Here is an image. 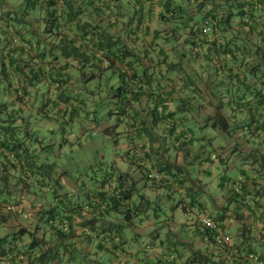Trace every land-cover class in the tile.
I'll return each instance as SVG.
<instances>
[{"label":"crops","instance_id":"crops-1","mask_svg":"<svg viewBox=\"0 0 264 264\" xmlns=\"http://www.w3.org/2000/svg\"><path fill=\"white\" fill-rule=\"evenodd\" d=\"M15 2L4 3L14 10ZM241 2L232 0V16L222 18L216 0H185L186 8L177 11H173L175 3L168 9L166 0H120L119 23L112 27L107 19V33L120 37L132 58L110 70L107 59L98 63L110 82L117 78L115 85L108 86L125 98L117 93L109 96L121 100V105L105 122L96 124V119L85 116L88 130L104 134L112 169L137 191L124 196L122 211L128 212L124 222L111 212L107 200L113 194L95 202L94 180L85 175L73 180L68 170L74 161L92 167L86 146L80 144L78 161L74 150L68 149L85 111L80 106L82 65L74 58L62 63L41 58L38 86L50 88L56 105L45 122L53 120L57 127L47 131L41 147L50 143L56 152L47 163L55 160L62 165L57 166L60 171L48 168L44 180H51L40 186L28 169L33 145L24 127L31 119L14 111L5 113V120L0 118V239L6 233L23 234L21 244L10 251L9 264H34L15 257V251L33 254L41 246L52 249L44 259L53 255L60 259L57 264L79 260L80 249L87 250L86 264L88 260L94 264L91 248L110 253L113 263L120 256V264H139L133 246L122 233V239L117 235L127 224L135 229V237L147 227H156L160 244L153 246L158 247L153 258L164 264H264V3L255 16H236ZM211 10H216L217 22L222 21L227 32L214 26L210 33L202 32ZM90 16L96 19L95 14ZM3 26L0 39L6 42ZM1 71L0 61V98L19 102L26 110L31 92L21 97L14 90H24L27 77L9 82ZM60 93L67 99L59 102ZM56 133L60 137L54 139ZM143 171L160 173L162 182L145 184ZM17 184L24 187L15 190ZM10 199L20 202L16 209ZM50 211L54 220L49 219ZM201 214L219 223L220 237L200 225ZM114 226L120 229L115 232ZM157 226H169V245ZM180 232L184 237L176 236Z\"/></svg>","mask_w":264,"mask_h":264},{"label":"trees","instance_id":"trees-1","mask_svg":"<svg viewBox=\"0 0 264 264\" xmlns=\"http://www.w3.org/2000/svg\"><path fill=\"white\" fill-rule=\"evenodd\" d=\"M5 1L6 0H0V24L2 23V25H4L3 28L5 32L8 33L6 42L3 40L1 41L0 39V61L2 62L1 75L6 81L9 82H12L18 78L22 79V77H27L25 78L27 80L24 83L25 89L14 90V93H21V97L25 94L28 95L29 91L31 92V97L33 96V90H35L38 86L42 76V69L40 67V60H42V57L47 59L49 63H62V61H68L69 58H74V60L79 61L82 65L80 69L91 65V63L95 68L99 67L98 62L107 59L109 64L107 70H110L116 63L125 62L126 59L132 58L129 54V56H127V53H125L126 46L123 44L120 37L107 33V19L112 22V27L119 23V17H121L122 14L120 6L117 3L120 2V0H19V3L15 2V7H19L21 3L24 4L26 7L25 11H21V9L18 11L15 7L14 10H9L6 6V3H4ZM166 1L167 7L170 10L172 3H175L176 5V8H173V11H177L179 8H182V6L183 9L186 8L184 5L185 0ZM231 1L232 0H216L218 6L222 7L220 9L223 10V13L220 14L222 18L232 16L233 12L231 8ZM263 3L264 0H242L240 3L241 7H239L240 10H238L236 16H242L243 14L247 16H255L257 15V7L259 5L262 6ZM111 8L112 11L110 12L109 9ZM215 11L216 10H211L210 17H207L206 20L203 21L202 32H204L206 27L210 26L212 30L214 27H221V29L223 28L224 32H227L225 29L226 26L223 27L222 25V21H219V23L217 22L218 16ZM91 14H95L96 16L94 21L90 16ZM6 20H8V22ZM39 22L45 23L43 31H39V28L36 26ZM47 39L50 40L51 44L53 41V44L51 45ZM2 44L3 46L5 44V46L3 47ZM47 49H49L50 55L46 54ZM57 50L60 52V54H53ZM93 51L95 54H102L101 58H99L98 55L95 56ZM3 52H6V54ZM25 52H28L29 56H24L22 58ZM22 59H25L28 62ZM47 91H49L50 96V88H47ZM58 92H60V90H58ZM113 92L114 95L117 93L120 99L124 101L125 96L121 97V94L118 91ZM46 97L47 96L42 97L44 98V101L42 102L44 105V109L42 110L43 114L46 110ZM58 97L59 102L62 101L63 98L67 99L66 95L63 96L61 93L58 95ZM80 101L81 109L87 111H84L83 113L89 116L90 111L86 107L87 104L84 100L80 99ZM119 101H115L113 105L114 111H116L119 105H121ZM84 104H86V106H84ZM113 109H110L107 115L112 114ZM47 115L48 114H45L44 116ZM217 125V123L213 124L214 127ZM37 142L42 143L41 140H38ZM49 145L50 143H48L46 147H41L43 155L40 157L41 159L38 157L39 161L42 160L46 162L44 167H41L38 164L37 166H34L33 162L31 161L32 159H29L30 163L28 169L30 170L31 176L37 179L36 182H38L40 186L44 185V181L47 182V180H44L48 176L47 169H52L51 164L47 163V159L52 157V155L49 154L52 146ZM107 148L109 149L108 146ZM32 151L37 152L38 148L35 149L34 147L32 148ZM104 167H99L100 173H105L104 177H102V174L96 170L93 174L94 176L92 180H94V183L92 184V187L94 190V201L103 202L105 199H107V195L111 196V194H113V197H110L107 200L111 201L112 203L111 212L114 216H127L128 212L126 211L125 213L122 211V204L124 203L125 199L124 196L128 193L130 195L137 193V191H135V188L133 187L134 185H126V182L123 181L124 178H122V173H120L118 170L115 172L112 169V165L108 169H104ZM153 173V171L144 173L145 184L151 183L152 185H158L162 182V179L160 182H158V179L154 177ZM20 176L21 174L19 177ZM22 182L23 179H21L20 183ZM20 186L21 188L24 187H22V184H17L15 186V190H17ZM18 192H23V189L15 191L14 193ZM7 198H5V200ZM16 200V204H13L11 199L10 201L7 200L9 201L8 203L14 207V209H16L15 207H17L20 203L18 199ZM135 202L136 200L134 203ZM48 216L49 219L54 220L52 211H50ZM208 217L211 218L210 216ZM214 221L219 225L216 220ZM113 228L115 231L118 229L116 226ZM21 236H23V234H18V236L15 237L11 233H6V235L0 239V262L6 264L12 262L13 258L10 256V251H13L11 249L14 248L13 246L15 244H21ZM42 247L43 246H41V248H39V250L36 252L34 251L33 254L23 250L15 251V257L27 260L30 263L43 264L45 261L44 258L47 257L48 252L52 249L49 248L48 250L44 251Z\"/></svg>","mask_w":264,"mask_h":264},{"label":"rangeland","instance_id":"rangeland-1","mask_svg":"<svg viewBox=\"0 0 264 264\" xmlns=\"http://www.w3.org/2000/svg\"><path fill=\"white\" fill-rule=\"evenodd\" d=\"M15 1L19 3V0H15ZM15 8L18 11H20V9L21 11H25L26 9L25 5L22 3L19 7H15ZM131 11L133 12V9H131ZM36 26L37 28H39V31H43L45 23L43 22L41 24L39 22L37 23ZM99 68H101L102 71L95 68L94 65L91 63V65H88L85 68H83L84 70L81 69L79 71V75H80L79 86H80V93H81L80 99L84 100L85 103L87 104L86 107L90 111L89 116L92 118V120L93 119L97 120L96 124L98 123V121L99 122L107 121L108 111L110 109L111 110L113 109V105H111L110 103H115V99L110 98L109 96L114 95V92L112 91V88L108 85L109 84L112 86L115 85L116 82L114 81L117 80V78H115L114 80H112V82H110L109 75L106 74L104 67L99 66ZM92 75H95V76L92 77ZM0 87H1V91H3L2 85H0ZM116 87L117 86H115L114 89H116ZM32 94L33 96L28 101H26V110L23 108L22 105H20L21 103L19 102L12 103L8 100L0 98V113H2L0 114V118H3L5 120V113L7 112L11 113L12 111H14L15 114L18 113L19 115L21 113H26L28 115V119H31V120L25 121L24 129L28 131L29 136L32 139L33 148L34 147L35 149L38 148L37 152L31 151V154H30L31 159H32L31 161L33 162L34 166H37L38 164L39 166L44 167L46 165V162L42 160L39 161L38 159V157L39 158L42 157L43 151L41 148V142H37V141L38 140L43 141V139L46 138L45 135L48 133L47 131H51V130L57 131V127L54 121L51 120L49 122H45V116H44L45 114H48V115L54 114L56 111L55 110L56 105L54 104V100L52 99L54 97V94H50L49 96V91H47V89L45 88H40L39 86H37L36 89L33 90ZM44 96H47V97L45 99L46 110L43 114L42 110L44 109V105L42 104V102L44 101V98L42 97ZM2 104L5 106H3ZM4 108H7V110L5 111ZM80 118H81V121L79 123L77 122L76 127H75L78 130L76 132L77 136L74 134L77 138L73 140V145L68 146V149L72 148L74 150L73 151V153L75 152L73 154L74 159L78 161V158L80 157L79 154L80 152H82L80 149V144L86 146L87 152L85 153V156L89 158V160H91L92 167L91 166L84 167L82 165H86V164H81V163L77 164L75 161L74 163H71V165L68 164L70 162H67L66 164H68L67 165L68 170L70 171L69 173L73 180L82 179L80 178L82 175H85V177L88 176L92 180L95 170L97 172L99 171L100 173V168H99L100 166H103V167L105 166L104 169H108L112 165V161L110 160L111 152L108 151L107 141L105 140V136L103 133L99 132L98 130H88L90 127V124L87 123L88 119H86L87 117L85 116V113L82 112ZM84 120H85L86 125L83 123ZM3 124H7V123L4 122ZM83 129H86L87 131H84L82 133L81 130ZM57 135H58L57 133L54 135V139H56ZM58 137H60V135H58ZM55 152H56L55 150H51L49 154L54 155ZM116 152L118 153L119 151H116ZM50 164L53 170L60 171V169L57 168V166L62 165V163H59L53 160L52 162H50ZM156 174L157 172L153 173L154 176ZM142 178H143V174L141 172L140 177L138 178V181H141ZM49 180L51 179L47 178V181ZM157 181L160 182V180H157ZM16 202H17L16 199L12 200L13 204H16ZM156 202L157 201H155L154 203ZM152 211H153L152 209H148V212H149L148 215L153 216ZM131 212L133 216V209H131ZM124 216L125 215L121 217V219H123V222L125 221ZM179 216L181 217L180 221H182V218H183L182 210ZM116 217L120 218L119 215ZM157 227L161 229L160 231H163L164 234H162V239H164L166 241V244L169 245L172 239V235L169 231V226H163V227L157 226ZM134 232H135V229L132 228L130 224H127L125 227H123L117 232V235L118 237L122 239V235H121L122 233L124 236V239L128 241L127 243L133 246L131 247V250H133L135 252V255L138 256L137 261H140L139 264H164L161 259L153 258L154 254L156 253V249L158 248L157 247L154 249L153 246L156 244L157 245L160 244L159 236H157V232H156V227L155 226L147 227L142 231L144 232L143 234H140L136 237H135ZM183 234L184 233L180 232L176 236L184 237ZM88 235L92 237L91 233L86 234V236ZM25 238L28 239L29 237L25 236ZM83 242H84V238L82 239V243ZM91 251H92L91 257L95 261L94 264H120L121 263L120 259H123L122 257L119 256L117 257L116 261H114L115 263H113L111 261L110 253H107V252L102 253L101 251H98L95 249L92 250V248H91ZM126 251H129V249L126 248ZM79 252H81L80 253L81 258L79 260H72L75 262H72L71 264H74V263L86 264L87 250H84L83 252V250L80 249ZM49 254H52V252L49 251L48 255ZM52 256L53 255L50 256L51 258L49 260H45L43 264L59 263L60 259L54 260ZM88 264H93V262L88 260Z\"/></svg>","mask_w":264,"mask_h":264},{"label":"built area","instance_id":"built-area-1","mask_svg":"<svg viewBox=\"0 0 264 264\" xmlns=\"http://www.w3.org/2000/svg\"><path fill=\"white\" fill-rule=\"evenodd\" d=\"M211 30H212L211 26L206 27L204 29V33H209L211 32ZM154 177L158 180L162 179L161 175L159 174H156V176ZM199 222L203 228L217 232L219 237L222 235L219 225L212 218H209L207 215L201 214L199 217Z\"/></svg>","mask_w":264,"mask_h":264}]
</instances>
